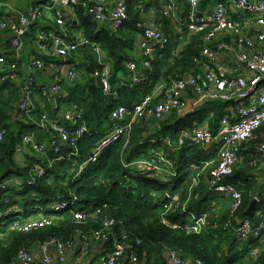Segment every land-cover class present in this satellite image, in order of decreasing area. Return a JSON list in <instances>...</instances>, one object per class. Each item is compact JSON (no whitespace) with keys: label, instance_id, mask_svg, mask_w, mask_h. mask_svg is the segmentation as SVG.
I'll return each instance as SVG.
<instances>
[{"label":"trees","instance_id":"obj_1","mask_svg":"<svg viewBox=\"0 0 264 264\" xmlns=\"http://www.w3.org/2000/svg\"><path fill=\"white\" fill-rule=\"evenodd\" d=\"M2 1L6 3L8 0ZM164 1L129 0L128 19L117 32L109 26H101L80 6L73 7L72 12H65L71 32L69 39L77 38L74 32L80 29L83 36L101 46L106 55L104 60H107L111 70L112 91L118 99L109 101L100 78L94 74L104 68L96 52L83 47L68 55L66 61L77 65L79 76L63 83L69 95L63 97L62 101L82 113L89 132L83 134L75 145L62 144L58 152L53 147H48L44 153L38 152L32 143L25 145L21 153H17V148L25 144L26 135H32L39 143L48 144L51 141L50 126L41 122L42 113L34 109L31 114H27L19 109V102L22 98V83L32 59H43L45 69L55 60L54 56L43 53L36 46L34 41L37 40V34L41 30H62L52 15L39 19L31 25L19 54L12 47L10 32H0V76L10 72L13 64L19 74L18 80L6 79L0 84V129L5 130L4 138L0 140V264H10L20 249L41 244L51 238L66 241L90 235L101 230L106 220L113 218L117 223L112 234L124 240L129 250L134 251L145 264H159L163 261L167 247H176L185 255L199 257L204 264H258L253 249L261 245L260 239L239 241L231 230L225 231L214 224L229 216L231 203L224 200L222 206L225 209L220 213L208 201L210 192L204 179L190 194L195 172L189 165L209 159L212 154L194 144L185 145L180 151H173L162 144L164 137H171L176 142L182 129L194 128L207 122L216 134L220 120L228 113L227 103L209 100L195 112L184 116L173 112L163 120L139 119L133 124L128 144L126 136H123L108 145L96 163H89L80 171V164L89 158L95 144L117 122L111 118L113 108L119 104L132 107L151 94L157 84L190 69L193 59L201 51V35L179 33L172 23V17L163 13ZM220 1L205 0L201 8L204 10L210 5L214 7ZM52 2L19 0L16 7L26 11ZM178 2L185 12L188 11L187 0ZM152 8L170 44L166 50L157 48L150 66L144 67L142 57L137 58L134 52L149 22L144 15H151ZM5 12L3 8L0 16H6ZM131 61L136 62L142 74L139 82L130 80L131 72L127 64ZM32 74L36 77V73ZM36 94L42 95L39 90H35ZM58 113L57 109H49V115L54 120H58ZM34 115L40 119H35ZM59 121L65 122L64 117ZM262 133L264 126L236 148L239 163L234 173L224 180V183L242 192V204L236 214L249 218L254 225L264 216V182H255L252 174L256 162L264 159L258 150ZM154 149L162 151L178 170L172 180H164L156 173L150 176L136 162L150 160L164 164ZM123 160L131 164L125 166ZM38 164L46 166L42 177L34 173ZM30 180L33 182L30 183ZM61 190L66 198H72L74 194L78 196L73 208H91L85 221L78 222L72 208L56 213L48 212L47 205ZM173 195L178 196L179 206L168 212L166 217L173 224L179 225L177 227L165 224L162 215L163 206L169 201V196ZM255 197L258 198L256 205L248 210ZM187 199L188 212L182 207ZM103 203L109 206L102 208L100 213L96 212V208ZM189 212L208 214L209 226H204L200 233L188 231L185 226L190 224ZM42 218H49L51 224L28 231L22 229L30 221ZM119 228H124L126 238L122 237L124 234ZM112 246L113 238L105 243L104 248L109 252ZM260 260L264 262V255Z\"/></svg>","mask_w":264,"mask_h":264},{"label":"built area","instance_id":"obj_2","mask_svg":"<svg viewBox=\"0 0 264 264\" xmlns=\"http://www.w3.org/2000/svg\"><path fill=\"white\" fill-rule=\"evenodd\" d=\"M52 1V4L37 5L26 11L15 8L5 12L6 16H0V32H10L12 47L19 54L24 47V38L31 25L43 17L52 15L54 22L60 26L62 31L41 30L37 40L34 41L43 53L54 56L55 60L50 63V67L59 70L65 58L72 52H77L83 47L91 48L100 56V62L104 65L102 70L94 74L100 78L104 93L109 95L113 91L110 82L111 70L108 64L103 63L105 53L99 44L83 35L69 39L68 35L71 32L66 23L65 12H68L67 10L72 12L73 7L80 6L101 26H109L117 32L128 19L129 0ZM187 1L188 11L178 13V0H165L163 13L175 20L176 27L181 34L184 32L196 34L210 30L208 35L202 37L201 51L193 59V66L181 74L171 76L168 81L157 84L151 94L132 107L124 104L115 107L111 111V118L117 122L95 144L92 154L81 164L80 171L89 163L97 162L103 150L123 136H126L125 141L128 144L133 124L139 119L163 120L173 112L184 116L195 112L209 100L227 103L228 113L220 120V127L216 134L211 131L207 122L194 128L182 129L176 142H173L171 137H164L162 144L173 151H180L183 146L194 144L208 151L210 155L212 154L209 159L189 165L195 172L190 194L204 178L208 188L231 196L229 216L214 224L225 231L231 230L234 236L240 238L241 241L251 237L260 239L262 246L253 249V256L258 264H264L260 260L264 255V217L257 225H253L249 218L238 216L236 213L242 204V192L231 184L224 183V180L234 173L239 163L235 147L250 139L257 129L264 126V0H221L214 7L210 5L204 10L201 8L203 0ZM4 6L5 3L0 0V13ZM169 42L170 39L162 30L161 24L149 21L139 39L143 66L149 67L156 49H162ZM15 67L13 64L10 72L0 76V84L6 79H19ZM44 67L43 59L33 58L28 68L42 70ZM127 67L131 72L130 80L139 82L142 74L136 62H129ZM78 76L77 65L71 64L67 69L66 78L73 81ZM35 90H39L44 98L52 101L56 106L57 100L69 95V91L60 80L42 82L32 72L28 73L22 83V98L19 102V109L27 114H31L34 110ZM64 121L50 119L48 113H43L41 122L43 125L50 126L51 141L48 144H39L35 143L32 135H26L25 144L17 148V153H21L24 146L29 143H32L35 150L41 153L46 152L48 147H53L58 152L62 144L75 145L83 134L89 132L82 113L76 109L68 110L64 114ZM4 136L5 130L0 129V140ZM261 137L262 141L259 143L258 150L264 155V133ZM215 143L218 144L216 147ZM153 151L164 164L150 160L136 162L150 176L156 173L164 180H172L178 174L175 165L162 151L156 149ZM123 163L125 166L131 164L124 160ZM45 172L46 166L43 164H38L34 168V173L38 177H42ZM77 200L76 194L72 198H66L58 193L49 203L47 210L62 211L72 208L74 218L78 222H83L87 219L88 210L91 208H73ZM179 202L177 195L169 196V201L163 206L162 212L165 224L172 227L179 226L166 217L168 212L178 208ZM188 202L189 199L182 204L183 210L187 212ZM108 206V203H103L96 208V212L100 213L102 208ZM189 213L191 214L190 224L185 226L188 231L200 233L204 226H209L208 214L195 217V213ZM116 223L114 218L108 219L101 230L90 235H81L83 246L87 247L91 243L105 244L113 238V246L103 258V264H145L140 261L134 251L129 250L124 240H120L117 234H112ZM46 224H51L49 218L32 220L22 229L28 231ZM119 230L124 234L122 237L126 238L124 228H119ZM75 245H77L76 240L63 241L51 238L40 244V255H35L27 248H22L10 264H55L56 261L62 264L67 260L68 250L74 248ZM51 247L56 256L51 253ZM159 264H204V262L199 257L185 255L179 248L167 247L164 260Z\"/></svg>","mask_w":264,"mask_h":264},{"label":"crops","instance_id":"obj_3","mask_svg":"<svg viewBox=\"0 0 264 264\" xmlns=\"http://www.w3.org/2000/svg\"><path fill=\"white\" fill-rule=\"evenodd\" d=\"M177 5H178V7H177L178 13H184L185 10L182 7V4L177 2ZM67 11H68V13L71 12V10H67ZM144 18H146L150 22H156V23L158 22V19L156 16V11L153 8L151 11V15H149V16L144 15ZM171 19H172V23L175 26V29L180 33L179 29L176 27L175 20L173 18H171ZM158 24H160V23L158 22ZM77 31L78 32H74V35L79 38L82 35V32L80 29H77ZM134 54L137 58L142 57L141 59L143 60L142 50L140 49L139 45H138V48L136 49V51L134 52ZM66 60H67V58H65V61H64L63 65L61 66V68H59V70H55V69L51 68L50 66H48L46 69L44 68L43 70H31L28 68L26 70V72L27 73L32 72L34 74L36 73L35 75H36L37 79L39 81H42V82H54V81L60 80L62 84L67 83L68 79L66 78V72L72 63H68ZM65 62H66V64H65ZM103 63L109 64L107 62V60H103ZM142 66H143V63H142ZM63 86H64V84H63ZM112 93H114V92H112ZM33 105H34V109L38 110V112H41L42 114L48 113V115H49V109L50 108L57 109L59 111V113H58L59 118H57L58 120H63L64 114L68 110L74 109L72 105L66 104L65 102L62 101V99L57 100V106H56L52 101L44 98L42 95H39V94H36L34 96ZM34 116H35V119H40L38 116H36V115H34ZM49 117H50V115H49ZM20 118H21V116H20ZM31 118H32V116H31ZM50 119H52V117H50ZM34 141H35V143H39L35 139H34ZM39 144H43V143H39ZM217 145L218 144L215 143V147ZM256 163H257L256 167L254 168L252 174L254 176L255 182L261 183V182H264V159H259ZM81 164H80V167H81ZM208 190L210 192L208 201H210L211 204L216 206L217 210L220 211V213H222L223 209H225V207L222 206V202L224 200H226V201H229L231 203L232 202L231 196L226 195V194L221 193V192H218L214 189L208 188ZM61 194L64 195V193H61ZM75 240H76L77 245H75L74 248H71L68 250L67 260L65 263H62V264H103L102 260L105 257L106 252H107V250L104 248L105 244L91 243L87 247H84L82 242H81V239L79 237H77V239H75ZM260 242H261V240H260ZM26 248L35 255L41 254L40 244H35L29 248L27 246ZM50 251L54 256H56L54 249L52 247L50 248ZM81 255H83L82 258H81ZM55 264H58L57 261L55 262Z\"/></svg>","mask_w":264,"mask_h":264},{"label":"bare ground","instance_id":"obj_4","mask_svg":"<svg viewBox=\"0 0 264 264\" xmlns=\"http://www.w3.org/2000/svg\"><path fill=\"white\" fill-rule=\"evenodd\" d=\"M205 0H203L202 1V3L204 2ZM202 5V4H201ZM188 6H189V4H188ZM125 24V23H124ZM209 29L208 30H204V31H201V32H199V33H197V34H199V35H201V37H203V36H206V35H208L209 34ZM170 44V43H169ZM169 44L167 45V46H165V47H163L161 50H166V49H168V46H169ZM113 110V109H112ZM241 145V144H240ZM240 145H238V146H236L235 147V151H236V148H238ZM204 179V178H203ZM48 212L49 213H56V212H60V210L59 211H54V210H48ZM201 215H203V214H196L195 213V217H200ZM264 217V216H263ZM262 217V218H263ZM253 223V222H252ZM254 225V224H253ZM252 238H254V237H252ZM239 241L241 240L240 238H237Z\"/></svg>","mask_w":264,"mask_h":264},{"label":"rangeland","instance_id":"obj_5","mask_svg":"<svg viewBox=\"0 0 264 264\" xmlns=\"http://www.w3.org/2000/svg\"><path fill=\"white\" fill-rule=\"evenodd\" d=\"M18 2L19 0H8L5 3L4 9L6 10V12L11 11L12 9L17 8L16 5L18 6ZM39 34V33H38ZM37 34V36H38ZM49 206V204L47 205V207ZM190 215H188V219H190Z\"/></svg>","mask_w":264,"mask_h":264},{"label":"water","instance_id":"obj_6","mask_svg":"<svg viewBox=\"0 0 264 264\" xmlns=\"http://www.w3.org/2000/svg\"><path fill=\"white\" fill-rule=\"evenodd\" d=\"M117 99H118V96L115 93L109 94V101L110 102H113L114 100H117ZM60 193H63V191L61 190ZM257 201H258V199L254 198L252 200V202L250 203L248 210H252V208L256 205Z\"/></svg>","mask_w":264,"mask_h":264},{"label":"clouds","instance_id":"obj_7","mask_svg":"<svg viewBox=\"0 0 264 264\" xmlns=\"http://www.w3.org/2000/svg\"><path fill=\"white\" fill-rule=\"evenodd\" d=\"M125 161V160H124ZM126 162V161H125ZM96 163V162H95ZM126 163H128V162H126ZM256 198V197H255ZM258 199V198H257ZM48 208V207H47ZM206 214V213H205ZM252 238V237H251ZM254 239H257V238H254ZM262 246V242H261V245L260 246H258V247H261Z\"/></svg>","mask_w":264,"mask_h":264}]
</instances>
